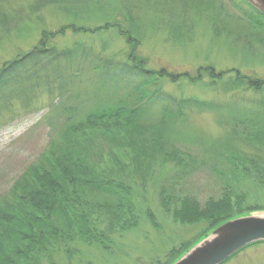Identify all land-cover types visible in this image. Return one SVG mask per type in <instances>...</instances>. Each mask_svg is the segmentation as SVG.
Returning a JSON list of instances; mask_svg holds the SVG:
<instances>
[{
	"label": "rangeland",
	"instance_id": "obj_1",
	"mask_svg": "<svg viewBox=\"0 0 264 264\" xmlns=\"http://www.w3.org/2000/svg\"><path fill=\"white\" fill-rule=\"evenodd\" d=\"M56 142L80 170L72 210L49 246L17 255L7 237L8 264H168L220 208L264 214V16L244 0H0V204ZM226 264H264V242Z\"/></svg>",
	"mask_w": 264,
	"mask_h": 264
},
{
	"label": "trees",
	"instance_id": "obj_2",
	"mask_svg": "<svg viewBox=\"0 0 264 264\" xmlns=\"http://www.w3.org/2000/svg\"><path fill=\"white\" fill-rule=\"evenodd\" d=\"M137 68L139 69L135 68L134 70L142 71L140 66ZM155 97L159 102L162 101L161 97L157 95ZM58 148V142H56L49 150L43 152L42 159L24 172L22 177L14 183L15 185L6 199L0 204V264H2V260L8 264V261L3 257L6 256L3 242L7 237L14 236L18 239H15V245H11L13 252L17 255L25 251V249L22 251V244L25 248L32 247L31 250H35L38 244H40V246L38 245L39 249L44 245L49 246L50 244L47 242H42V233H45L48 228L53 230L52 234L57 233L56 224H59L57 220L72 210L75 200L70 197V189L80 170L71 167L69 155L59 152ZM73 188L75 187L73 186ZM217 211L218 213L212 215L217 221V223L215 222L217 225H214L213 229L228 220L249 214L241 211L232 213L226 207ZM204 236L193 244L183 247L182 250L174 252L175 256L168 264L175 263ZM32 240L34 244L31 242Z\"/></svg>",
	"mask_w": 264,
	"mask_h": 264
},
{
	"label": "water",
	"instance_id": "obj_3",
	"mask_svg": "<svg viewBox=\"0 0 264 264\" xmlns=\"http://www.w3.org/2000/svg\"><path fill=\"white\" fill-rule=\"evenodd\" d=\"M264 14V0H246ZM264 242V214L226 221L195 244L173 264H224L251 244Z\"/></svg>",
	"mask_w": 264,
	"mask_h": 264
}]
</instances>
